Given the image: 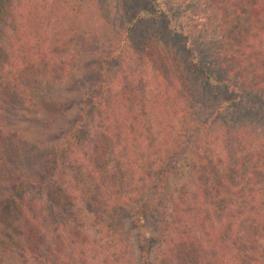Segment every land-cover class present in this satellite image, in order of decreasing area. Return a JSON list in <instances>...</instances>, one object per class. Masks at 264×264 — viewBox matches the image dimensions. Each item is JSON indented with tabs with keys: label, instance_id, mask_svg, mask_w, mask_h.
<instances>
[{
	"label": "trees",
	"instance_id": "obj_1",
	"mask_svg": "<svg viewBox=\"0 0 264 264\" xmlns=\"http://www.w3.org/2000/svg\"><path fill=\"white\" fill-rule=\"evenodd\" d=\"M25 1L33 10L26 17L21 8L20 33L14 38L22 47V58L32 49L41 50L28 44L36 38L30 31V14L37 3L40 9L47 4L46 0ZM152 4L131 18V24L122 25L126 36L136 24L137 28L143 24L139 43L134 47H126V39L117 43L93 68L95 93L80 94V98L67 95L56 103L59 108L74 103L83 118L95 113L100 119L94 147L100 148L101 155L75 162L78 168L71 172L68 183L70 196L73 193L77 200L79 187L89 183L98 207L105 211L108 204L117 209L128 205L134 223H138L139 208L148 210L160 203L153 250L140 239L139 253L133 257L119 247L115 251L110 240L112 264L132 260L129 264H264V0H153ZM172 12L182 25L167 24L183 39L180 47L176 43L179 37L150 23L160 26ZM36 61L37 66L27 58L25 68L39 69ZM105 61L123 67L116 90L112 89L114 78L104 70ZM213 86L230 97L214 100L217 104L206 112ZM47 136L55 153L39 176L30 178L13 170L2 177L9 186L2 206L3 199L0 201L2 250L16 251L24 264L37 261L40 242L46 238L37 237L34 214L14 217L6 205L10 200L16 204L22 181L45 184L52 179L53 169L58 175L50 186L62 198L67 194L58 182L65 176L61 168L68 160V142L74 133L69 132L68 137L65 132L58 139ZM3 147L0 135V150ZM0 161L1 165V151ZM107 164L116 171L108 180L100 174ZM91 165L96 173L81 171ZM140 196L142 202L135 209ZM13 211L17 215L27 210L13 207ZM72 225L68 235L80 224ZM14 234L26 239V247ZM62 247L63 242L53 251L60 252Z\"/></svg>",
	"mask_w": 264,
	"mask_h": 264
},
{
	"label": "rangeland",
	"instance_id": "obj_2",
	"mask_svg": "<svg viewBox=\"0 0 264 264\" xmlns=\"http://www.w3.org/2000/svg\"><path fill=\"white\" fill-rule=\"evenodd\" d=\"M46 1L44 9H40L37 3V9L30 14V31H34L36 38L31 42L29 40L28 44L37 45L41 50L38 52L35 47L36 52L32 49L30 54L26 53L22 58V47L14 42L15 36L20 33L21 21L18 13L22 8L23 14L29 17L27 13H32L33 8H30L25 0H0L3 20L0 21V135L4 140L3 150H0L3 154V163L0 165V201L3 199L1 206L9 192L8 183L2 177L13 170L30 178L39 176L45 162H50L55 153V147L47 143L50 141H46V135L58 139L65 132L68 137L69 132H73L74 137L68 142V160L61 168L65 176L60 177L58 182L61 189L66 188L67 194L65 193L64 198L50 186L51 180L58 175L55 172L57 170L53 169L49 176L52 179L47 180L45 184L38 183L37 180L30 181L31 184L22 181L18 201H15V204L10 200L6 205L12 208L14 217L34 214L37 237L46 238L40 242L37 261L31 264H43L48 255L51 258L47 264H112L115 259H111L114 257L110 252V240L114 242L115 251L119 247L121 252L127 250L131 256L136 257L140 249V239L149 251L154 248L155 239L158 237L160 203L148 210L139 208L138 223H134L132 209L128 205L121 209L109 204L103 205L106 207L105 211L98 207L89 183L79 187L81 190L77 200L73 198V193L70 196L71 188L68 183L71 172L78 168L75 162L88 160L89 157H94L93 154L100 153V148L94 147L99 133L95 129L99 127L100 119L95 113H88L83 118L74 103L69 105L67 102L63 108H59L56 103L67 95L80 98V94L95 93L93 68L117 43H123L125 39V42H128L126 47H134L139 43V35L145 30L143 24L138 28L136 24L131 28V34L126 36L122 25L131 24L134 20L131 18L140 14L141 10L153 7V0ZM177 20L178 15L172 12L160 26L158 23L152 24L151 20L150 23L155 27L157 25L156 28L163 32L172 33L174 38L179 37L176 43L180 47L184 43L183 39L178 32L170 30V23L167 24L171 22L179 27L182 24L177 23ZM197 49L203 53L204 49ZM27 58L36 66L37 60L40 68L26 69L25 63L29 65ZM105 62L104 70L114 78L112 89L116 90L121 84L118 77L121 76L123 67L118 62ZM18 65L20 67H17ZM208 94L210 99L205 104L206 112H209L208 107L217 104L214 100H226L230 97L215 86L210 88ZM45 124L51 125L46 128ZM71 129L73 131H70ZM41 132L44 135L41 136ZM72 141H75V144ZM178 156L179 154L173 159L172 168L178 161ZM88 170L97 172L92 165L81 171ZM104 170L105 172L100 174L105 175L107 180L111 172L116 173L109 165ZM85 175V172L81 173L84 184L87 183ZM141 202L142 196L137 199V205L133 208H138ZM13 207H25L27 211L25 214L24 211H18L16 215ZM73 222H78L79 228L68 235L74 226ZM16 235L20 245L26 247V239L19 238L20 234H14ZM62 242V250L59 249L60 252L57 253L53 251L57 246L60 247ZM3 244L4 239L0 235V251L3 252H0V264H24L18 260V255L14 253L16 251L4 252ZM25 256H29L27 251ZM120 262L129 264L133 260L128 263Z\"/></svg>",
	"mask_w": 264,
	"mask_h": 264
}]
</instances>
